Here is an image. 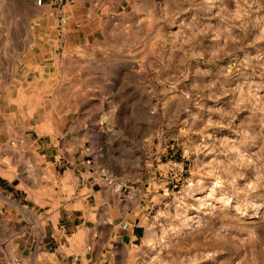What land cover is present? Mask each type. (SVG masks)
Segmentation results:
<instances>
[{"label": "rangeland", "instance_id": "rangeland-1", "mask_svg": "<svg viewBox=\"0 0 264 264\" xmlns=\"http://www.w3.org/2000/svg\"><path fill=\"white\" fill-rule=\"evenodd\" d=\"M86 146L143 211L126 264H264V0H0V264L70 252Z\"/></svg>", "mask_w": 264, "mask_h": 264}, {"label": "crops", "instance_id": "crops-1", "mask_svg": "<svg viewBox=\"0 0 264 264\" xmlns=\"http://www.w3.org/2000/svg\"><path fill=\"white\" fill-rule=\"evenodd\" d=\"M62 161L56 158L53 164L60 165ZM64 176L74 197L60 205L52 220L51 236L59 240L68 234L74 245L67 253L58 241L50 252L52 264H126L145 230L140 205L124 208L121 201L116 203L104 177L102 184L91 173L87 175L81 154L66 161ZM90 243L85 251L79 246Z\"/></svg>", "mask_w": 264, "mask_h": 264}, {"label": "built area", "instance_id": "built-area-1", "mask_svg": "<svg viewBox=\"0 0 264 264\" xmlns=\"http://www.w3.org/2000/svg\"><path fill=\"white\" fill-rule=\"evenodd\" d=\"M39 3H41L42 0H38ZM80 154L83 157V162L85 164H90L91 163V158H92V154H93V149L92 146H86L84 148L81 149ZM104 182L107 186L112 187L114 189L115 192H120L121 190V186H116V180L108 175H104ZM12 264H21L20 261H13Z\"/></svg>", "mask_w": 264, "mask_h": 264}]
</instances>
